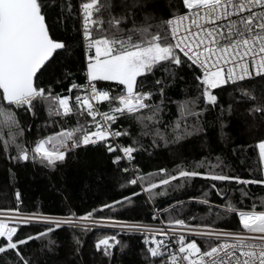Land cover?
<instances>
[{"label": "snow or ice", "instance_id": "obj_1", "mask_svg": "<svg viewBox=\"0 0 264 264\" xmlns=\"http://www.w3.org/2000/svg\"><path fill=\"white\" fill-rule=\"evenodd\" d=\"M54 6L55 0H0V150L12 162L31 161L54 171L69 154L102 147L112 165L129 174L121 188L140 191L82 214L67 206L62 215L22 210L16 191L15 207H0V264H39L42 258L48 264L46 252L60 246L53 239L59 232L70 233L74 264H80L84 237L94 233H100L92 245L99 264H111L118 247H129L122 234L139 237L144 264H264V197L248 187L264 185V178L234 174L219 156L148 173L133 166L143 137H151L154 146L178 145L204 133L205 116L217 109L224 92L233 101L229 116L244 105L250 129L264 125V0H60L58 19L79 24L74 45L52 34L48 10ZM74 47L82 52L85 82L73 80L57 91L43 78L58 58L71 57ZM62 76L68 79L71 71ZM177 78L194 94L172 100L168 89ZM166 101L177 109L167 123ZM38 107L46 119L33 134L20 114L35 118ZM224 115L220 107L222 137ZM132 125L139 132L133 134ZM248 149L264 176V135L237 145L233 153ZM197 178L208 182L218 202L202 190L187 201L157 204ZM141 194L152 205V223L100 214L116 212ZM193 202L201 215L194 213ZM233 220V227L222 226Z\"/></svg>", "mask_w": 264, "mask_h": 264}, {"label": "trees", "instance_id": "obj_2", "mask_svg": "<svg viewBox=\"0 0 264 264\" xmlns=\"http://www.w3.org/2000/svg\"><path fill=\"white\" fill-rule=\"evenodd\" d=\"M60 0H55L56 6L48 10V23L52 28V34L57 38L67 41L69 45L75 44V30L79 24L68 18L61 22L58 19V5ZM82 52L79 48H73L71 57L58 58L59 63L43 78L52 83L57 91H63L71 81L83 84L85 82L82 65ZM71 71V76L64 79L62 73ZM161 73H157V76ZM180 75H186L181 72ZM60 79V83L56 80ZM191 78L189 77V84ZM193 95L194 90L177 78L174 87L168 89V96L172 100H182L185 93ZM159 97H157V100ZM232 101L228 92H224L219 97V105L213 112L205 116V132L198 137H190L178 145H165L163 142L159 146L152 144L151 137H143L141 142L143 149L134 154V168H139L142 172H154L158 168L165 167L174 169L181 161L190 163L200 160L202 157L219 156L226 165L244 178L261 176L258 159L252 149H248L239 156L233 153V149L240 144L252 143L254 137L264 135V125L259 128H251V119L244 114V105L234 108L233 114H227L228 104ZM220 107L225 108L223 120L227 125L224 129L225 135L221 136L220 122L217 119ZM21 123L30 126L35 134L37 126H42L46 116L42 107H38L37 115L33 118L27 117L23 113ZM176 105L166 101L163 118L167 123L176 118ZM127 126V125H126ZM133 134L139 132V127L132 125ZM125 142H130L125 138ZM132 167V166H131ZM129 174L120 172L116 166L112 165L109 154L102 147L89 146L86 149H79L75 154H69L66 163L54 171L33 164L31 161L15 163L10 161L0 150V207H15L16 201L14 193L19 191L22 195V210L28 212L40 211L44 214L62 215L67 211V206H71L73 211L82 214L99 208L100 205L119 200L123 196H131L133 191L139 192L138 186L126 185L121 188ZM175 183V182H174ZM208 182L197 178L193 183L185 185L182 189L170 192L168 197H160L158 205H165V201L173 202V198L188 200L190 196H199L202 190L209 191V199L216 203L219 197L215 190L207 187ZM249 191L256 196L264 197V185H250ZM238 196V193H237ZM133 203L123 207L117 206L116 212L104 209L101 215H114L118 219L126 221H142L152 223V205L147 202L144 194L132 197ZM251 203V201H246ZM166 206V205H165ZM200 206L195 202L191 203V208L196 215H201L195 211ZM236 221L222 222L225 228H231ZM25 231H35V228L24 229ZM103 231L112 233L113 230ZM100 233L89 234L84 237L86 243L80 264H99L100 258L93 255V243ZM57 240L59 247L54 252L47 253L48 264H74L69 255L67 241L70 240V233L59 232L53 236ZM120 239L126 242L129 247L121 251L118 247L111 264H144L140 255V241L138 236L121 235ZM46 243V241H45ZM35 247H41L40 242H36ZM39 256V251L36 252ZM39 264H45L42 258ZM107 264V261H105Z\"/></svg>", "mask_w": 264, "mask_h": 264}, {"label": "rangeland", "instance_id": "obj_3", "mask_svg": "<svg viewBox=\"0 0 264 264\" xmlns=\"http://www.w3.org/2000/svg\"><path fill=\"white\" fill-rule=\"evenodd\" d=\"M108 230H112V229H108Z\"/></svg>", "mask_w": 264, "mask_h": 264}, {"label": "built area", "instance_id": "obj_4", "mask_svg": "<svg viewBox=\"0 0 264 264\" xmlns=\"http://www.w3.org/2000/svg\"><path fill=\"white\" fill-rule=\"evenodd\" d=\"M131 167V166H130Z\"/></svg>", "mask_w": 264, "mask_h": 264}]
</instances>
